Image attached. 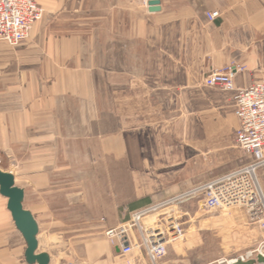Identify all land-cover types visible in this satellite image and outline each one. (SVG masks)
<instances>
[{
	"label": "crops",
	"instance_id": "obj_1",
	"mask_svg": "<svg viewBox=\"0 0 264 264\" xmlns=\"http://www.w3.org/2000/svg\"><path fill=\"white\" fill-rule=\"evenodd\" d=\"M37 1L29 38L0 40V169L24 191L36 253L70 264L42 249L53 229L106 223L241 165L234 97L264 80V0ZM229 65L244 67L235 90L205 84ZM8 201L0 192V264H39Z\"/></svg>",
	"mask_w": 264,
	"mask_h": 264
},
{
	"label": "built area",
	"instance_id": "obj_2",
	"mask_svg": "<svg viewBox=\"0 0 264 264\" xmlns=\"http://www.w3.org/2000/svg\"><path fill=\"white\" fill-rule=\"evenodd\" d=\"M43 16L44 8L37 0H0V40L18 45L29 38L35 23ZM219 16L220 11L207 13L211 21ZM243 69L236 65L212 69L205 84L235 90V76ZM234 99L239 121L235 140L238 148L245 152L247 162L186 193L143 206L119 225L106 227V237L114 248H119L121 255L144 252L155 264L164 258L171 247L183 240V214L177 204L191 194H199L204 208L209 211L243 208L248 221L264 229V189L257 174L264 165V80L237 91ZM135 227L139 231L138 239L133 235ZM259 254L264 256V240L256 249L232 259L233 262H223L247 261Z\"/></svg>",
	"mask_w": 264,
	"mask_h": 264
},
{
	"label": "rangeland",
	"instance_id": "obj_3",
	"mask_svg": "<svg viewBox=\"0 0 264 264\" xmlns=\"http://www.w3.org/2000/svg\"><path fill=\"white\" fill-rule=\"evenodd\" d=\"M234 144L238 148L235 135ZM241 160L240 164L243 165L242 163L248 158L243 156ZM257 174L264 189V165L257 170ZM191 187L193 186L185 187L182 191L188 192ZM176 195L180 194L155 198L136 209L116 213L117 218H107L106 223L101 220V216L105 213H97L96 218L90 219L87 227L74 225V227L53 229L49 242L46 241V237L43 239L42 249L46 248L50 252L54 263L155 264L144 252L133 256L121 255L106 237L105 228L108 227L107 225L116 226L128 220L143 206ZM125 198L127 196L123 195V199ZM177 206L183 214L185 235L183 240L171 247L168 254L157 264H220L218 261L222 258H235L256 249L264 239L262 229L248 221L247 211L243 208L209 211L204 208L199 194L186 196L179 200ZM134 231L139 238L136 227Z\"/></svg>",
	"mask_w": 264,
	"mask_h": 264
},
{
	"label": "water",
	"instance_id": "obj_4",
	"mask_svg": "<svg viewBox=\"0 0 264 264\" xmlns=\"http://www.w3.org/2000/svg\"><path fill=\"white\" fill-rule=\"evenodd\" d=\"M159 2V0H150L149 5H157ZM157 8L158 7H150V10L155 11L158 10ZM0 192L9 199L8 208L12 213L15 224L28 242L27 257L29 261H38L39 264H49L50 258L46 253H36L38 248V224L32 213L23 207V189L15 184V177L12 173L2 171L1 169ZM115 249L119 252L118 247ZM232 264H264V256L259 254L257 258L247 261L239 260Z\"/></svg>",
	"mask_w": 264,
	"mask_h": 264
},
{
	"label": "bare ground",
	"instance_id": "obj_5",
	"mask_svg": "<svg viewBox=\"0 0 264 264\" xmlns=\"http://www.w3.org/2000/svg\"><path fill=\"white\" fill-rule=\"evenodd\" d=\"M232 259H235V258H229V259H227V258H222V259H220V262L226 261L227 263H230V262H233ZM216 264H217V263H216ZM220 264H221V263H220Z\"/></svg>",
	"mask_w": 264,
	"mask_h": 264
}]
</instances>
